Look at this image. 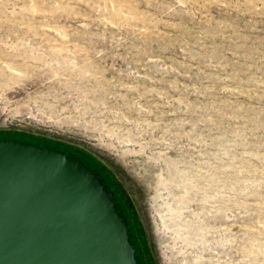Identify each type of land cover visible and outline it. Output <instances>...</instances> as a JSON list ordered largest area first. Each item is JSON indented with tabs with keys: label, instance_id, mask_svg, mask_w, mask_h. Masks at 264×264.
Segmentation results:
<instances>
[{
	"label": "rangeland",
	"instance_id": "rangeland-1",
	"mask_svg": "<svg viewBox=\"0 0 264 264\" xmlns=\"http://www.w3.org/2000/svg\"><path fill=\"white\" fill-rule=\"evenodd\" d=\"M0 135L98 164L147 264H264V0H0Z\"/></svg>",
	"mask_w": 264,
	"mask_h": 264
},
{
	"label": "water",
	"instance_id": "water-1",
	"mask_svg": "<svg viewBox=\"0 0 264 264\" xmlns=\"http://www.w3.org/2000/svg\"><path fill=\"white\" fill-rule=\"evenodd\" d=\"M114 191L85 160L0 139V264H139Z\"/></svg>",
	"mask_w": 264,
	"mask_h": 264
},
{
	"label": "flooded vegetation",
	"instance_id": "flooded-vegetation-1",
	"mask_svg": "<svg viewBox=\"0 0 264 264\" xmlns=\"http://www.w3.org/2000/svg\"><path fill=\"white\" fill-rule=\"evenodd\" d=\"M1 136V135H0ZM1 139V138H0ZM84 159L85 160H87L88 161V163H90V165H92V166H95L96 168H94L93 167V169H95L96 171H98L99 173H100V175L104 178V180L106 181H110V184H111V186H112V188L115 190V192H114V194H115V198H116V202L118 203V205H119V207H120V209L123 211V213H124V215H125V217H126V219H128V221L129 220H132V221H135L134 219H133V217H132V213H131V211L130 210H128V208L125 206L126 204H124L125 203V201L122 199V197H121V195H120V192H119V190H118V188L116 187V185L114 184V182L111 180V178H109L110 176H107L106 175V172H104L103 170H102V168L98 165V164H96L94 161H92V160H89L88 158H86V157H84ZM105 175V176H103V174ZM106 178V179H105ZM108 186L110 187V185L108 184ZM111 188V187H110ZM113 190V191H114ZM117 196V197H116ZM120 200V202L118 201V199ZM121 203V204H120ZM128 228H129V226H128ZM130 229H132L131 227L129 228V232H130V235H131V231H130ZM134 238H136V236L134 237ZM131 239H132V235H131ZM133 240V239H132ZM136 241L138 240L137 238L135 239ZM134 241V240H133ZM134 243H136L135 241H134ZM136 245V249H137V243L135 244ZM137 251H138V249H137ZM138 254V253H137Z\"/></svg>",
	"mask_w": 264,
	"mask_h": 264
},
{
	"label": "bare ground",
	"instance_id": "bare-ground-1",
	"mask_svg": "<svg viewBox=\"0 0 264 264\" xmlns=\"http://www.w3.org/2000/svg\"><path fill=\"white\" fill-rule=\"evenodd\" d=\"M66 151H72V152H75L74 150H72V149H70V148H66ZM80 156H82L83 158L84 157H86L85 155H82L81 153H80ZM87 158V157H86ZM110 178V177H109ZM112 180V179H111ZM132 217H133V214H132ZM134 219V218H133ZM127 223H128V226H129V228L131 227L132 229H130V231H131V235H132V238L133 239H136V238H134L135 237V232H134V230H133V226H132V220H129L128 221V219H127ZM135 223H136V221H135ZM136 225H137V223H136ZM138 227V226H137ZM140 227H138V229H139ZM140 230V232H141V229H139ZM142 233V232H141ZM137 244H138V246H139V243H138V240H137ZM138 249V257H139V262H140V264H146L145 263V261H144V258H143V255H142V252H141V249H140V246L137 248ZM151 257V256H150Z\"/></svg>",
	"mask_w": 264,
	"mask_h": 264
},
{
	"label": "trees",
	"instance_id": "trees-1",
	"mask_svg": "<svg viewBox=\"0 0 264 264\" xmlns=\"http://www.w3.org/2000/svg\"><path fill=\"white\" fill-rule=\"evenodd\" d=\"M23 140H26V141H30V139H26V138H24ZM59 148V147H58ZM63 148V147H62ZM64 148H66V147H64ZM60 149V148H59ZM82 157V156H81ZM83 158V157H82ZM84 159V158H83ZM132 226H133V230H134V232H135V224L133 223V221H132ZM136 233V232H135ZM136 235V234H135ZM138 243H139V246H140V249L142 250V247H141V245H140V242H139V240H138ZM144 258V261H145V263L147 264V261H146V258H145V256L143 257Z\"/></svg>",
	"mask_w": 264,
	"mask_h": 264
}]
</instances>
